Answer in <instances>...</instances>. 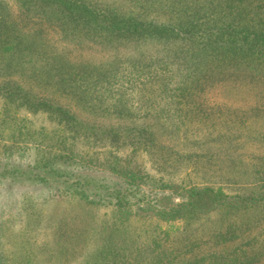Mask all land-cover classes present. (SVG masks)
<instances>
[{"label":"trees","instance_id":"16d2710c","mask_svg":"<svg viewBox=\"0 0 264 264\" xmlns=\"http://www.w3.org/2000/svg\"><path fill=\"white\" fill-rule=\"evenodd\" d=\"M11 1L21 18L0 0V115L6 118L0 124L8 131V142H0V204H16L30 230L39 221L34 204L54 198L106 209L118 228L133 219L152 225L149 242L97 247L79 264H264V239L243 236L256 221L244 215L264 214V192L226 194L150 179L134 160L136 146L154 141L147 131H192L206 124L216 130L223 113L228 118L218 124L226 129L243 127L248 113L264 119L259 106L215 109L200 99L218 83L246 91L264 87V0ZM46 29L69 42L101 39L112 57L104 67L74 64L52 45ZM63 100L88 114L107 110L127 124L83 131ZM12 106L46 113L55 128L10 115ZM91 135L123 137L134 145L122 155L79 149L69 138ZM213 213L224 224L207 232L213 243L208 251L184 257L190 251L169 249L168 235L155 233L160 222ZM146 251L148 257H141ZM2 260L1 254L0 264H9Z\"/></svg>","mask_w":264,"mask_h":264},{"label":"rangeland","instance_id":"374dc122","mask_svg":"<svg viewBox=\"0 0 264 264\" xmlns=\"http://www.w3.org/2000/svg\"><path fill=\"white\" fill-rule=\"evenodd\" d=\"M7 3L12 17L21 18L16 5L11 0H7ZM20 23L22 25V21ZM45 35L59 53L74 64L104 67L112 57L105 50L104 41L98 38H86L79 43L69 42L50 29H46ZM200 97L206 106H216L217 109L264 108V87L246 91L237 90L230 83H218L205 89ZM62 102L83 123V131L100 133L109 127L127 124L125 119L107 110L103 114H88L72 103ZM215 112L216 116L220 115L217 110ZM225 114L216 118V130L206 124L205 127L194 126L192 131H147L154 137V141L135 145L138 148L135 162L147 171L150 179L162 178L168 182H183L185 185H207L226 194L264 192V119L248 113L243 127L232 126L235 129H226L227 125L221 127L218 124L220 119L228 118ZM10 115L25 116L34 125L43 126L47 130L56 125L44 112L30 113L12 106ZM1 119L4 118L0 115ZM57 127L61 130L60 125ZM5 128L0 124L1 143L8 142V131ZM121 133L124 135L126 131ZM69 138L75 140L73 142L79 149H104L122 155H127L134 145L123 137L112 141L109 138L97 139L93 135ZM32 208L38 213L39 221L30 230L32 224L27 223L26 214L17 215L16 204H9V201L6 205L5 202L0 204V255L3 256V263L18 264L30 258L31 264H79L92 255L97 247L107 245L120 248L124 243L140 245L144 241L149 242L147 238L152 237L149 230L151 224L133 219L125 228H118L114 217L106 209L91 207L86 203L54 198L37 201ZM244 216H247V221H254V218L256 221L247 226L243 236L258 234V240H263L264 214L255 212ZM223 224L213 213L193 221L169 224L160 222L155 233H159V237H164V233L168 235L164 243L169 245V249H176L177 253L190 251L181 253L186 257L199 250L208 251L213 243L207 232L213 227L221 229ZM218 247H222L221 243L215 246ZM148 254V251L143 252L141 257L146 258ZM181 254L178 258H181ZM260 261H264V257Z\"/></svg>","mask_w":264,"mask_h":264}]
</instances>
